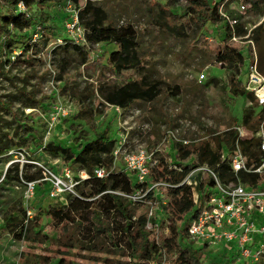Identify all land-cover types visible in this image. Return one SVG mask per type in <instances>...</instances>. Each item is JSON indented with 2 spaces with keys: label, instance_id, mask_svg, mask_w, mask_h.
<instances>
[{
  "label": "rangeland",
  "instance_id": "1",
  "mask_svg": "<svg viewBox=\"0 0 264 264\" xmlns=\"http://www.w3.org/2000/svg\"><path fill=\"white\" fill-rule=\"evenodd\" d=\"M228 1L232 3L235 0ZM259 2L260 9L264 11V0ZM84 4L85 0H79L74 7L83 8ZM96 4L108 14L112 25L133 26L137 34L140 58L143 63H149L146 67L153 70L152 78L164 83L161 85V94L154 101H140L127 109L118 107L117 110L105 103L97 94V87L102 84L120 87L131 77L134 79V73L126 71L115 75L105 67L109 53L116 49L113 45L89 47V60L86 64L80 63V58L73 50L63 53V39H67L63 27L64 10L47 6L46 12L50 20L46 26L50 25L54 29L44 30L49 44L46 54L41 56V63H35L32 67L17 65L10 71L9 66H6L0 72V97L12 103L13 111H18V114L22 112L27 118L24 119L27 126L25 141L20 147H11L0 155V264H18L24 246L22 241H17L14 237L19 228L12 226L13 223L7 226L5 218L9 220V217H14L17 223L23 220L25 226L39 233L46 247L67 236L72 239L77 237L76 229L71 227L67 229L68 234L63 236L61 228H56L46 216L48 210L65 205L68 198L78 197L77 188L84 179L82 172L62 160L61 152L56 151L54 146L69 147L78 152L86 140L94 138L107 127L109 137L114 141V150L120 148V153L113 160V171L124 170V153L140 148L157 150V157L168 156V164L172 165L174 148L176 144H181L178 140L189 142L206 139L212 132L220 134L234 127L242 130L244 113L250 114L252 118L264 112V105L260 106L254 95L251 104L248 99L233 97L229 93L231 76H234L239 86L247 84L249 59H245L235 69L214 64V51L208 44L222 41L225 22L207 26L202 39L200 32H196L190 24L185 25L180 37L172 38L165 36L159 27L153 26V20L159 17L162 9L182 14L185 0H104ZM250 8L241 15L240 23L247 32L260 26L264 33V14L253 12ZM242 44L245 49L250 46L253 61L257 67L260 63L264 68V38L258 44L248 41ZM62 59L65 62L64 72H60L58 68ZM28 74L30 78L27 77ZM202 74L204 79L199 81ZM174 86L178 87L176 96L173 95ZM23 88L24 95H21ZM28 99L36 102L32 108H24ZM85 110L92 114L88 117L92 125L78 117V113ZM233 119L237 121L236 125L233 124ZM261 127L264 131V120ZM1 132L7 134L14 143L19 142L24 135L20 130L15 132L8 115L3 117ZM171 132L174 134L173 139H170L172 141L165 138ZM50 143L53 145H49ZM13 166H19L22 171L24 166H33L41 171L42 178L35 182L30 200L24 198V181L19 184L3 182L5 171ZM43 169L60 178L65 187L56 188L48 180L49 177L43 176ZM33 170L30 169L29 172ZM66 171L70 173L71 180L65 177ZM205 171L204 167L193 170L187 178L202 177L207 174ZM150 187L151 185L148 189ZM145 195L146 192H138L130 197L137 198L134 203L135 215H144L150 220L155 209L148 203L143 204ZM162 232L167 231L163 229ZM48 240L54 241L48 243ZM204 245L193 243L194 247L201 246L206 264L214 261L240 264L236 262V253L232 249ZM113 259L114 254L111 252L88 254L82 251L76 256L75 263L93 264L97 260V264H107ZM165 264H172L170 255Z\"/></svg>",
  "mask_w": 264,
  "mask_h": 264
},
{
  "label": "trees",
  "instance_id": "2",
  "mask_svg": "<svg viewBox=\"0 0 264 264\" xmlns=\"http://www.w3.org/2000/svg\"><path fill=\"white\" fill-rule=\"evenodd\" d=\"M79 0H0V72L9 66L8 71L17 65L32 67L35 63H41V56L46 54L49 40L44 36V30H53L48 25L50 16L46 12L48 5L63 6L66 2L77 5ZM104 0H85L83 8H77L78 19L85 29L86 40L90 46L96 44L113 45L116 49L109 53L106 60V68L120 75L126 71H132V77L124 85L104 86L96 89L99 97L108 105L127 109L137 102L149 103L161 94V85L164 83L152 78L153 70L143 63L139 56L137 34L132 25L115 26L108 20V14L96 3ZM175 1V0H172ZM209 0H185L182 14H175L162 9L157 19L153 20V26H157L165 34L172 38L182 35L185 25L190 24L196 32H203L207 26H215L224 22L218 14V7L223 0H215L212 9L209 8ZM250 5L253 12L262 13L259 0H244ZM22 3L25 12H16V5ZM167 12V14H165ZM26 13L29 15L27 16ZM231 18L237 19L234 34L239 42H233L232 31L227 22L224 23L222 41L218 44H208L214 51V64L228 69H235L249 59V68L253 65V57L250 46L245 49L243 42L248 41L258 44L264 38L262 28L259 26L250 32L244 29L240 23L241 16L228 12ZM40 29L42 36L40 42L32 41V35ZM64 40L62 52L73 50L80 58L81 64L89 60L90 50L84 46L72 44ZM18 52V53H17ZM27 54V55H26ZM24 60H22V58ZM26 59V60H25ZM63 62V63H62ZM64 59L60 61V72H64ZM257 66V64H256ZM258 72L264 76V68L258 63ZM30 78V74L27 75ZM229 93L233 97H244L253 103L252 93L246 89V85L239 86L234 76L229 78ZM246 84V83H245ZM162 85V86H163ZM23 88L20 92L24 95ZM173 95H178V87H173ZM24 108H32L34 103L28 99ZM264 113V112H262ZM258 113L251 115L244 113L242 125L247 131L255 134L261 127L264 115ZM8 115L14 124L15 132L24 133L20 141L14 143L7 134L1 132L3 117ZM92 116L87 110L78 113L86 124L93 123L88 118ZM24 117V118H22ZM22 112L13 111L12 103L0 97V155L9 148L20 147L25 141L26 124ZM27 119V118H26ZM236 125L237 121L232 120ZM238 128H232L220 134L211 133V136L201 140H190L187 145L176 144L172 165L168 164V156L158 157L157 164L152 169L150 180L146 183H137L131 174L124 170L115 172L112 170L114 160V141L109 137V129L105 127L94 138L86 140L75 152L72 148L54 146L61 152L62 160L70 163L78 171L85 173L84 178L77 188L78 197L68 198L65 205L46 212L56 228H61L63 236L68 234V228H75V239L64 237L56 244L50 243L48 247L39 237L38 232H33L23 224L18 223L14 217L6 219V225L17 226L18 232L14 237L22 241L24 246L20 253L18 264H76L75 258L82 251L88 254L95 252L113 253L114 259L107 264H165L167 257H172V264H206L201 252L193 246L189 240L187 229L191 219H194L205 207L214 182L209 174L190 177V185L185 179L191 171L206 167L219 175L221 182L227 183L234 180L227 162L221 160V154L225 151L231 153L236 142L241 152L249 157V165L259 164L260 153L258 144L260 139L237 140ZM26 132V133H25ZM49 145H53L50 143ZM97 168L104 169L107 176L99 179L93 174ZM34 169L33 172H29ZM133 177V176H132ZM241 182L247 186L255 187L258 176L238 174ZM41 171L33 166H24V171L19 166H13L5 171L3 182L25 183L40 180ZM151 184H163L147 191ZM145 193L143 204H150L154 208L153 217L147 220L144 215H135L134 203L123 196H134L136 193ZM193 194L196 195L194 203ZM163 229L167 231L162 232ZM162 230V231H161ZM102 242L98 243V240ZM124 259V262H121ZM93 264L98 261L94 260ZM92 264V263H91ZM208 264H221L217 261ZM225 264V263H224Z\"/></svg>",
  "mask_w": 264,
  "mask_h": 264
},
{
  "label": "built area",
  "instance_id": "3",
  "mask_svg": "<svg viewBox=\"0 0 264 264\" xmlns=\"http://www.w3.org/2000/svg\"><path fill=\"white\" fill-rule=\"evenodd\" d=\"M208 4L209 8L212 9L215 5V0H209ZM249 7L250 5L244 0H239L238 2L235 0L232 3L228 0H223V3L218 7V14L223 18L224 22H227L232 31L231 40L233 42L240 40L233 32L237 19L231 18L228 12L234 11L241 16L247 12ZM57 8L64 10L65 21L63 27L67 40L74 45L90 49L89 47L91 46L86 40L85 29L81 26L78 19L79 10L70 2H66L63 6H57ZM16 12H25L22 3L16 5ZM26 15L28 16L29 14L26 13ZM41 36L42 32L37 28L32 35V41L39 43ZM59 42L61 44L60 40ZM99 45L96 44L94 46ZM202 79H204L203 74L200 76L199 81ZM246 89L258 99L260 106L264 105V76L258 72L255 62L250 67ZM116 109L119 110L118 107ZM237 130L239 133L237 140L250 139L252 137L260 139L258 144L260 153L259 164L249 165V157L241 152L236 142L231 153L224 151L221 154V160L229 165L234 180L223 183L218 174L204 167L206 168L205 172L212 178L214 187L210 191L206 207L194 219L190 220L187 235L190 241L199 245L222 246L225 249H232L236 253L237 263L262 264V261H264V133L262 132L264 131H262V127L255 134L245 128ZM173 137L174 134L171 132L167 133L165 138L170 140ZM178 142L182 145L189 143L184 140H178ZM119 153L120 148H116L113 154L115 159ZM157 153V150L149 151L144 148L124 153L122 155L124 171L131 174L137 183H146L150 180L152 169L157 164ZM42 171L43 176L45 178L49 177L48 180L56 188L65 187L60 178L44 169ZM241 172L246 175H257L256 186L250 187L242 183L238 177ZM93 174L99 179L107 176L105 170L101 168L95 169ZM65 177L71 180L68 171L65 172ZM86 177V174L82 173V178ZM189 178L185 179L188 185L191 184ZM34 185L35 182L25 183V200H30L33 197ZM158 186L165 185L151 184L147 191ZM118 195L132 202L137 200L136 197ZM193 200L195 203V194H193Z\"/></svg>",
  "mask_w": 264,
  "mask_h": 264
}]
</instances>
